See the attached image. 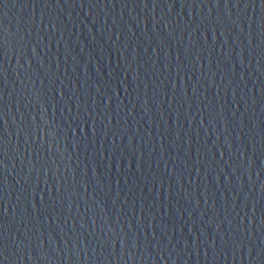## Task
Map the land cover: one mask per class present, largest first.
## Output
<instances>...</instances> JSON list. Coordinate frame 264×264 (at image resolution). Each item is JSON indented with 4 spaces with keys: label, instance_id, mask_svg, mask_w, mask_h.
<instances>
[{
    "label": "water",
    "instance_id": "95a60500",
    "mask_svg": "<svg viewBox=\"0 0 264 264\" xmlns=\"http://www.w3.org/2000/svg\"><path fill=\"white\" fill-rule=\"evenodd\" d=\"M0 264H264V0H0Z\"/></svg>",
    "mask_w": 264,
    "mask_h": 264
}]
</instances>
